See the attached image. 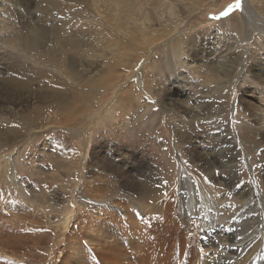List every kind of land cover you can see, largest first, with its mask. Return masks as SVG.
<instances>
[{
	"label": "rangeland",
	"instance_id": "rangeland-1",
	"mask_svg": "<svg viewBox=\"0 0 264 264\" xmlns=\"http://www.w3.org/2000/svg\"><path fill=\"white\" fill-rule=\"evenodd\" d=\"M0 1V143L6 142L0 148V216L10 219L15 215L12 227L16 232L35 233L34 226H26L16 219L23 215L29 220L43 216L57 221L67 215H74V218L88 212L97 213L96 208L84 213L83 209L91 202L81 206L79 196L91 186L85 184L86 180L101 178L98 162L103 160L104 168L115 169L101 168L107 176L106 183L96 180L93 188L106 185L103 190L107 192L92 191L89 198L94 205L118 200L127 205L134 203L132 212L138 215L144 212L139 208L146 207L145 203L167 196L179 198L174 185L177 168L184 163L195 181H200L205 189L214 191L221 199L224 205L222 209L219 207L220 215H232L239 200L230 199L234 192L229 191L224 178L218 177V172L229 177L228 171L222 168L210 170L216 175L214 177L203 164L205 159L212 160L220 147L228 149L227 143L220 144V140L231 134L232 144L244 156L238 166L239 177L248 182V165L258 166L256 153L258 148L264 147L257 140L261 127L254 123L252 111L238 103L241 97L253 101L252 90L257 82L249 77L251 72L248 70L259 71L260 64H264V35L254 31L251 36H246L242 18L244 9L217 20L212 17L218 16L233 0H119L121 4L117 9L105 0L102 3L96 1V6L90 0ZM250 1L264 17V0ZM141 2L146 5L142 13L152 21H156L154 6L157 2L175 3L179 25L168 41L169 29L159 25L151 28V32L144 35L146 38L139 32L128 31L127 27L133 29L135 20L132 4ZM129 19L130 23L126 24ZM42 29L55 37L47 43L51 48L68 36L81 39L83 46L80 45L78 50H72L68 42L65 53H61L74 57V64L66 57L59 61V53L52 49L39 59L35 52L27 54L22 50L24 40L43 38L44 34L39 36ZM158 31L166 33L165 36L160 37ZM151 34L159 38L153 40ZM241 39L245 53L236 71H241V78L246 80L238 81L232 74L226 78L223 70L211 79L209 67L230 61L232 57L236 60L241 51ZM256 56L261 57L262 63L256 62ZM173 75L183 81L182 85L171 82ZM218 77L223 80L219 81ZM13 89L15 100L9 99L8 95ZM262 90L264 93V87ZM58 92L63 93V98L55 97ZM261 103L264 106V101ZM79 104L78 109L87 110L83 120L59 124L63 116L73 115V105ZM35 128L37 133L27 138L26 135ZM181 133L193 136L195 149L201 154L190 148L191 144L182 139ZM12 136L15 141H7ZM86 140L89 142L87 152ZM244 153L249 157L246 160ZM130 159L134 168L128 163ZM119 170H122L121 174L128 173L127 176L122 177ZM184 189L182 198L185 201L200 200L194 187L187 185ZM50 196H56L51 205L47 200ZM112 210L119 225H123L124 211ZM3 224L10 225V221ZM43 229L51 231L52 235H49L47 248L24 247L15 256L10 249H1L0 264L15 261L19 264H60L64 255L57 250L62 241L55 249L49 247L54 246L55 237L60 239L63 233L52 234L53 227L50 226ZM173 233L167 234L169 238L161 244L164 252L160 251L151 264H174V261L167 262L166 257L183 235L179 231ZM197 236L193 241L207 254L206 264H217L211 257L215 249L200 244ZM107 237L108 242L113 241V235ZM185 244L190 245L191 241ZM51 250H55L56 258L50 259L52 254H42Z\"/></svg>",
	"mask_w": 264,
	"mask_h": 264
},
{
	"label": "bare ground",
	"instance_id": "bare-ground-1",
	"mask_svg": "<svg viewBox=\"0 0 264 264\" xmlns=\"http://www.w3.org/2000/svg\"><path fill=\"white\" fill-rule=\"evenodd\" d=\"M77 1L74 0V2ZM90 1L93 2L94 6H96L95 5L96 1L97 2L100 1L102 3V0H90ZM106 1H108L109 3ZM104 2L106 4H109L111 7H114V9H117L121 4V1L119 0H105ZM145 6L142 2L141 4L140 3L136 5L132 4V8H131L133 13L132 16L135 17V20L132 23L133 26H131L133 28L132 30H130V28L126 26L128 31L132 33L139 32L140 36L146 38V36L144 35H148V33L151 32L150 31L151 28H154L155 25H159L165 30L169 29V31L167 32L169 38L166 39V41H168L172 37V35L176 33L175 31H177L179 25V23H177L179 19L178 17L179 14H176L179 13V11L177 12V10L174 9L176 8L175 3L167 5L165 2L163 3L157 2L155 6L153 5L156 14V21H152L149 17H147L142 13V10L143 8H145ZM147 8L148 7H146V9ZM243 9H244V14L242 15V18L247 31L246 36L247 37L248 35L251 36L252 32L254 31L261 32L264 35V17H262L258 13V11L252 5L250 0H243ZM127 23H130V19L126 21V24ZM57 27L58 26L56 25L55 28ZM124 30L123 33H125ZM46 31L47 30L42 29L39 32V36L44 34L43 38L40 40L37 39L31 40L30 38L29 41V39L26 38L27 40H24V42H22L23 43L22 50L27 54H31V51H33V53L35 52L37 59H39L46 56L48 51L52 49L57 53H59L60 55L59 61L60 59L64 60V57H66L67 60L72 61L74 57H71V55L62 56L63 54L62 52L65 53V49L67 48L68 42L71 43L72 50L74 51L78 50L80 45L82 44L81 39L74 36H70V37L68 36L66 38H63L60 41L59 45L51 48V46L47 45V43H50V41L54 40L55 37L47 35ZM57 31H59L58 28ZM158 32L160 34V37H163L166 34V33H161V31ZM55 33L53 35H55ZM28 35L29 37H34L32 34H28ZM125 35L126 37L128 36L126 33ZM69 38H71V40ZM151 38L155 40L158 39L159 37L158 36L153 37L151 34ZM242 43H243V39L239 41V44H241L240 45L241 51H240V55L237 57L236 60H233L232 57V60L230 61H224L219 63L218 66L211 65L209 67V75L211 79H213L215 74H217L220 70H223L226 73L225 76L226 78L228 75L230 76L232 74L236 76L235 78L238 81L246 80L241 78V73H242L241 71H240L241 73L238 72L240 74H238L236 71V68L239 65V61L241 60V57L245 53L244 49L242 48L243 47ZM22 50L20 51L22 52ZM232 50L230 51L233 52ZM255 59L257 60L256 61L257 63H262L261 57L256 56ZM248 71L251 72L249 77L253 78V80L257 82V84H255L256 86L255 89L252 90V97L254 99L252 101L241 97L240 98L241 101H238V103L241 102V104L244 106V109L252 111L251 116L253 118L254 123L259 127H261V134L258 135L257 140L264 146V131L262 130L264 128V106H262L263 104L261 103L262 101H264L263 100L264 93L262 90V87H264V64L263 63L260 64L259 71L257 70L253 71L252 68H250V70ZM176 77L173 75L171 77V82L172 83L178 82V84L182 85L183 81L179 78L176 79ZM12 79H10L9 81L11 82ZM218 79L220 81L222 78L218 77ZM237 94L239 100L240 94L239 92ZM8 95H9V99L15 100V89L9 91ZM62 95L63 93L58 92L57 96L55 97L63 98ZM202 98L204 99V97H201L200 99ZM199 102L201 101L199 100ZM79 106L80 104L77 106L73 105L72 109L74 111L72 112L75 113L70 116L66 115L65 117L62 115L63 117L60 119V121H58L59 124L62 125L64 123L81 122L87 110H85V108L78 109ZM41 125L43 127L44 124ZM37 130L38 129L35 128L31 132L28 131L30 133L29 135H26L27 138L36 134ZM178 133L180 135V130ZM181 134H182V139L186 143L188 142L191 144L190 148L195 149L194 144L196 143L193 140L194 139L193 136L189 134L187 135H183V133ZM1 138L2 137L0 136V139ZM7 141H12V142L15 141V136L10 137V139H7ZM233 141H234L233 136L231 134L228 135L226 134L225 137L220 140V144L226 142L228 149L223 150L220 149L221 148L220 147L219 150H217V152L216 151L214 152V157L210 156L213 157V159L210 161L205 159L203 164V167L205 166V169L210 173L212 170H215L217 168H222L224 170L226 169L228 171L229 177L228 176L226 177L222 174H218L219 175L218 177L224 178L225 181L227 182V187L229 188V191L234 192L232 195H230V199L234 198L235 200H239V203L236 205L235 211L232 213V215H224V214L220 215L221 212L219 210V207L220 209H222V206L224 205L221 203V199L217 198V195L214 191H211L209 188L205 189L204 185L200 181H195L192 178L190 171L184 165V163H180L177 168L178 169L177 179L174 177L176 179L174 187L178 189L180 196L179 198L167 196L159 200L157 199L150 204L145 203L146 207L142 205L141 208H139L141 211H144L145 213L143 212L141 214V212L138 211L139 212L138 215L135 214V212L134 213L132 212L133 208H131V206H134V203L127 205L126 202L118 200L114 202L108 201V203L105 204L98 203V205H94L89 198V194L92 195V191L93 193L94 192L99 193L98 190L104 191L103 189H106L107 187L106 185L104 186L100 185L93 188V184L96 180H98V183L100 182L106 183L105 178L107 176L105 177L106 175L105 171H103L101 168H103L104 170L115 169L112 167L104 168L103 167L104 160H103L102 162L101 161L98 162L99 165L100 164L102 165V166L100 165L101 167L100 169L102 171L99 168H97L99 169L101 178L93 179L92 177L91 178L89 177L90 179H88V181L86 180L85 184L91 186L89 187L87 192H83L79 196V199L81 198L82 200L81 206L85 204L88 205V203L91 202V205L89 204L90 205L89 207L85 208L83 206L85 208L83 209L84 213L90 211V208H96L97 213L96 211L95 214L88 212L85 215L83 214L79 216L77 215V217L74 218H73L74 215H67L64 216L63 219L57 221H51L50 219H47V217L44 218L43 216H40V218L39 216L38 217L36 216L32 220H29L27 217H25L26 215L19 216L16 218L17 220L22 221L26 226H34L33 227L35 232L34 234L31 233L21 234L20 232L17 231L19 233L18 234L15 231L14 227H12V225H15V215H12L13 217L11 216L10 219L8 217L9 220L5 216H0V221H2L0 222V226H2L0 227V250L2 249L4 251L6 250L8 251V249H10V253L12 252L11 254L15 256V254L24 247H31L33 249L47 248L48 247L47 243L51 239L52 235H51V231L45 230L47 231L45 232L43 231L44 230L43 228H45V226H50L53 227L52 234L57 235V233L59 234L63 233L62 238L59 239V237H55V240L57 241L54 243V246L52 245V247H49L55 249V247L59 246L58 244H61L62 241V245L59 246L61 250L60 249L57 250L62 253L61 256L64 255V257L60 261V264H151L152 262L156 261L158 253L160 251L164 252L161 244L163 240L169 238L168 236L169 232L174 231V233H176L177 231H179L182 233L183 236L181 237L179 244L175 247H172V251H170L171 254H169L166 257L167 262L173 263L174 261V264H181V263L206 264L207 254L204 252V250L199 249L197 243L193 241L194 236L198 235L197 237L199 238L198 240L200 244L209 245L215 249L214 253L212 252L213 254L211 255V257L213 256V261L217 264H264V194H263L264 193V147L258 148L256 153V157H258L257 158L258 166L256 167L251 164L249 167L248 165V171L250 177L247 182L246 180H243L242 178L239 177L238 166L240 165L241 160L242 158H244V156H241V153L236 150L235 144H232ZM4 144L0 143V148H2ZM88 145L89 142L86 140L85 141L86 152ZM192 149L190 151H193ZM197 153L200 152L197 151ZM244 155L246 154L244 153ZM246 158L249 157L246 155L245 160ZM105 161L107 162L109 160L105 159ZM128 163L130 164L131 167L134 168V166L132 165L133 164L132 159H130ZM121 171L122 170H119V173L122 177L127 176L128 173L125 174L126 172L125 173L123 172V174H121ZM184 174L185 176L183 177L182 175ZM211 175L214 177L216 176L214 175L213 172L211 173ZM129 182H133V181H129ZM135 182L138 184L137 180ZM193 182L197 184L194 185ZM143 184L145 185L146 183ZM237 184L239 185V187H237ZM187 185H190L197 190L198 194L200 195V200L191 199L189 201H185L182 198V196H184L186 192L184 187ZM106 192L107 191H104V193ZM55 197L56 196L48 197L47 200L50 203V205L55 201ZM112 208L118 209L120 211H124L122 213L125 219L123 225H119V219L116 216H114ZM177 217L180 218V220H178ZM5 221H10V225H8L9 222L7 225L6 224L4 225L3 223ZM100 221L103 222L101 223ZM138 221H140V223ZM18 223L19 222H17V224ZM138 224H139V228H137ZM174 225H176L178 229L175 228ZM112 235L114 236L113 241L109 240L108 242L107 240L109 238L107 236L111 237ZM188 240L191 241L190 245L185 244V242ZM91 244L94 246L93 248L91 247L92 249L88 247ZM98 245L102 247L100 248ZM51 251L43 252L42 254H46L47 256L49 254H52L53 256L50 255L51 256L50 259L52 257L56 258L55 255L53 254L55 250H51ZM59 254L60 253H58V255ZM18 259H20V255L18 256ZM13 263L14 262H12V264ZM14 264H19V263L15 261Z\"/></svg>",
	"mask_w": 264,
	"mask_h": 264
},
{
	"label": "snow or ice",
	"instance_id": "snow-or-ice-1",
	"mask_svg": "<svg viewBox=\"0 0 264 264\" xmlns=\"http://www.w3.org/2000/svg\"><path fill=\"white\" fill-rule=\"evenodd\" d=\"M236 11H243V0H233V2L228 4L224 8V10L220 12V14L218 16H214L212 18L219 20L221 18L228 17L229 15H231L232 13H234ZM218 174H219V172H218ZM237 187H239L238 184H237Z\"/></svg>",
	"mask_w": 264,
	"mask_h": 264
}]
</instances>
